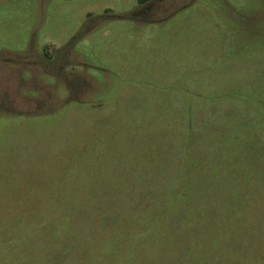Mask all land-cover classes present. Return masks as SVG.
Masks as SVG:
<instances>
[{"label": "rangeland", "instance_id": "rangeland-1", "mask_svg": "<svg viewBox=\"0 0 264 264\" xmlns=\"http://www.w3.org/2000/svg\"><path fill=\"white\" fill-rule=\"evenodd\" d=\"M0 264H264V0H0Z\"/></svg>", "mask_w": 264, "mask_h": 264}, {"label": "trees", "instance_id": "trees-1", "mask_svg": "<svg viewBox=\"0 0 264 264\" xmlns=\"http://www.w3.org/2000/svg\"><path fill=\"white\" fill-rule=\"evenodd\" d=\"M139 3L145 2L147 0H137Z\"/></svg>", "mask_w": 264, "mask_h": 264}]
</instances>
